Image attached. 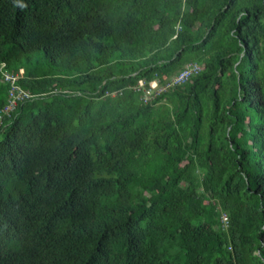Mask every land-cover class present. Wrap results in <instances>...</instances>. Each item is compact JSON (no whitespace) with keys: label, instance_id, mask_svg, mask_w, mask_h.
Masks as SVG:
<instances>
[{"label":"trees","instance_id":"16d2710c","mask_svg":"<svg viewBox=\"0 0 264 264\" xmlns=\"http://www.w3.org/2000/svg\"><path fill=\"white\" fill-rule=\"evenodd\" d=\"M0 62V264H264V0H0Z\"/></svg>","mask_w":264,"mask_h":264},{"label":"built area","instance_id":"2783aa9c","mask_svg":"<svg viewBox=\"0 0 264 264\" xmlns=\"http://www.w3.org/2000/svg\"><path fill=\"white\" fill-rule=\"evenodd\" d=\"M201 71L202 67L198 63L190 62L186 64L180 72L166 80L155 76L153 79L148 81L143 79L136 84L129 86V89L138 94L139 100L143 105H149L168 91H171L178 86L185 85L192 77L198 75ZM8 78L12 79L11 96H13V98H11L8 106V109L12 110L15 108L18 99V96L15 94V91L17 90L15 81L17 78L16 76H12V78L7 77V79ZM221 224L223 228L227 227V216L225 214L221 215Z\"/></svg>","mask_w":264,"mask_h":264},{"label":"clouds","instance_id":"9594fccd","mask_svg":"<svg viewBox=\"0 0 264 264\" xmlns=\"http://www.w3.org/2000/svg\"><path fill=\"white\" fill-rule=\"evenodd\" d=\"M12 76H16V86L17 90L15 91V94L18 96L17 103L14 109L9 110L8 106L10 104L11 98V89H12V79H7V77L12 78ZM21 81V77L19 76L18 73L11 72L7 69V65L5 62H0V83H4L8 89V97L6 100V103L0 107V130L5 129L9 124H11L17 117L19 108L23 106L26 102L33 101L35 98H39L40 96L46 97L47 94H42V95H36L33 94L29 89L24 88L19 82ZM136 84V83H135ZM129 87H127L128 89ZM122 90L119 91H111V92H106L105 97L109 95H114L116 93H120ZM56 94L58 95H79V92H73L70 90H60V91H55ZM53 95V92L51 93ZM103 96L99 98H103Z\"/></svg>","mask_w":264,"mask_h":264},{"label":"rangeland","instance_id":"374dc122","mask_svg":"<svg viewBox=\"0 0 264 264\" xmlns=\"http://www.w3.org/2000/svg\"><path fill=\"white\" fill-rule=\"evenodd\" d=\"M32 56H33L34 58L38 57V58H40L41 60H44V56H43V54H42L41 52H34V53L32 54Z\"/></svg>","mask_w":264,"mask_h":264}]
</instances>
